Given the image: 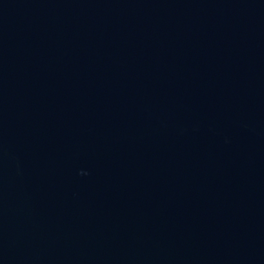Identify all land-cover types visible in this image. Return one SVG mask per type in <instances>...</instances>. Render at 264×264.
Masks as SVG:
<instances>
[{"label":"water","instance_id":"obj_1","mask_svg":"<svg viewBox=\"0 0 264 264\" xmlns=\"http://www.w3.org/2000/svg\"><path fill=\"white\" fill-rule=\"evenodd\" d=\"M0 264H264V0H0Z\"/></svg>","mask_w":264,"mask_h":264}]
</instances>
